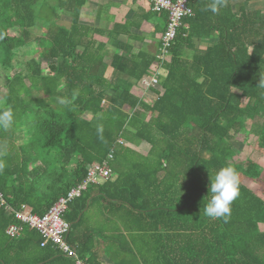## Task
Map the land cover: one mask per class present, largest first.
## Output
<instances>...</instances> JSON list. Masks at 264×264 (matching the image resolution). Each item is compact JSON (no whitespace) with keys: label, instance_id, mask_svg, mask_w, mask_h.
<instances>
[{"label":"trees","instance_id":"16d2710c","mask_svg":"<svg viewBox=\"0 0 264 264\" xmlns=\"http://www.w3.org/2000/svg\"><path fill=\"white\" fill-rule=\"evenodd\" d=\"M188 1L193 14L183 19L158 96L147 103L124 80H140L155 58L114 54L106 63L96 31L80 19L87 0H0V67L6 72L0 112L11 108L15 116L10 129H0V192L8 204L44 215L85 178L88 165L109 153L118 186L124 173L134 177L129 191L105 192V182L63 213L70 223L67 240L87 264L101 263L87 241L91 231L78 237L77 229L99 190L98 197L133 212L135 231L159 242L151 258L121 245L116 264H264V198L243 180L259 178L264 186L262 169L250 160L236 163L232 143L251 132L264 149V90L257 87L264 74V9L249 7L260 0H225L213 13V0ZM62 14L69 24L59 22ZM27 47L26 73H8ZM142 142L147 152L126 145ZM225 166L240 179L227 222L204 215L211 179ZM13 222L1 208L0 264H73L50 243L41 246L34 229L6 235Z\"/></svg>","mask_w":264,"mask_h":264},{"label":"crops","instance_id":"0c3cea01","mask_svg":"<svg viewBox=\"0 0 264 264\" xmlns=\"http://www.w3.org/2000/svg\"><path fill=\"white\" fill-rule=\"evenodd\" d=\"M80 19L82 23L91 26L96 31L94 37L103 46L101 53L105 57V62L109 63L114 54L130 57L144 53L155 58L159 50L160 36L167 24V13L152 11L144 0H87L82 8ZM69 23L70 19L67 24ZM214 39L216 38L213 37L212 40ZM199 47H204V45H200ZM155 61L148 74L152 72ZM107 72L109 75H107ZM161 72V77H163L166 74L164 66ZM105 75L106 77L111 75L110 66L106 68ZM124 81H127L131 85V93L147 103L153 102L158 96V91H160L159 84L145 90L141 87L140 80L135 81V79L129 78ZM126 145L134 150L140 148L145 152L149 149V144L146 142L140 144L127 143ZM145 146H148L147 149ZM110 162L109 164L113 171L111 178L97 185L107 182L108 185L104 189L105 192L118 189H122L125 192L129 191L130 187L134 184V180L131 181V178L134 177H132L131 173H124L122 178L125 182L121 186H118L119 182L116 181L120 175L117 171V162L115 164L114 158ZM161 177L162 174H159V178ZM111 186L114 187L111 188ZM165 186L162 190H165ZM143 188H145L146 192V183H144ZM97 195H102L100 190ZM97 195L93 194L92 197ZM98 200V216L96 221L85 218L79 229H77L78 237H82L88 231H91L92 237L87 239V241L90 242L97 260L101 264H116L114 260H118V257H120L118 254L121 251L120 246L124 244V246L135 250V253L140 250L144 252L147 258H151L154 247L159 242H155L154 238L149 234L135 231L136 220L135 215L132 214L133 212L126 206H120L116 203L111 204L110 201L101 197ZM145 223L149 224L150 222L146 221ZM120 234L124 238L123 241L122 239L119 240ZM85 257L87 259L88 255Z\"/></svg>","mask_w":264,"mask_h":264},{"label":"built area","instance_id":"2783aa9c","mask_svg":"<svg viewBox=\"0 0 264 264\" xmlns=\"http://www.w3.org/2000/svg\"><path fill=\"white\" fill-rule=\"evenodd\" d=\"M144 2L154 12L167 13V24L160 36L155 66L150 74L143 76L139 81L141 87L146 90L159 84L161 69L170 56V48L177 31L182 26L183 19L191 16L193 10L188 0H144ZM119 143L123 144L124 141L119 139ZM112 158L113 154L109 153L100 163L88 165L85 178L72 186L65 195L59 197L42 216L35 214L27 205H23L20 209L12 207L0 192V209H4L5 214L13 217L15 221L7 226L6 234L16 238L21 235L24 227L34 229L42 237L41 246L50 243L61 255L70 258L73 264H87L86 260L79 255L77 248L67 240L70 223L63 218V213L67 210L69 203L80 197L89 186L111 178L113 171L109 162Z\"/></svg>","mask_w":264,"mask_h":264},{"label":"clouds","instance_id":"9594fccd","mask_svg":"<svg viewBox=\"0 0 264 264\" xmlns=\"http://www.w3.org/2000/svg\"><path fill=\"white\" fill-rule=\"evenodd\" d=\"M225 5V0H213L210 10L217 13ZM259 89L264 90V74H261ZM264 95V91L261 92ZM64 104L65 101H59ZM14 112L11 108L0 112V129L8 130L14 123ZM0 161V170L4 168ZM240 196L239 173L233 166L222 167L211 179L208 193V202L204 207V215L213 219H223L227 222L231 216L232 203Z\"/></svg>","mask_w":264,"mask_h":264},{"label":"rangeland","instance_id":"374dc122","mask_svg":"<svg viewBox=\"0 0 264 264\" xmlns=\"http://www.w3.org/2000/svg\"><path fill=\"white\" fill-rule=\"evenodd\" d=\"M240 1V0H239ZM253 5H255L256 7L260 8V9H264V0H260L258 2H254V3H250L249 7L252 8ZM68 17L65 15H61L59 22L61 23H68ZM37 33L39 32L36 31ZM32 56V53L30 51V48L27 47L25 49H23L13 60L12 62V67L8 70V73L10 74H14L17 72H24L26 73L24 67H25V61L27 59H29ZM45 66V64H44ZM45 71L47 70L46 68L44 69ZM5 71L0 67V100L3 96L4 93V83H5ZM107 75H109V73L107 72ZM85 117L86 118H90L91 114L90 113H85ZM258 123H261L260 119H257ZM250 122L247 123V129L249 130L251 125L249 124ZM233 148L236 152V157H235V162H241V161H246V160H250L253 163L257 164L261 169H262V174L260 176L261 181H264V149L260 148L258 146V138L256 135L252 134L250 132L247 140L244 142H237V141H233ZM146 149L148 146H145ZM137 150H140V148H138ZM145 152V151H144ZM244 184L247 185L248 187H250L253 190H257L258 194L264 198V189L259 182V178H258V182L255 181V179H251L249 176L245 177L244 179ZM95 187V185H91L89 186V190L87 192L92 191ZM85 191V192H86ZM84 192V193H85ZM99 197L95 196L93 197V199L90 201L88 200L89 203V207H87V211L84 214V219L85 218H90V219H94L96 221L97 216H98V200ZM69 209V208H68ZM261 230L264 229V224L260 225ZM75 229V227H74ZM74 229L72 228L71 231V235L70 237L73 236V231Z\"/></svg>","mask_w":264,"mask_h":264}]
</instances>
